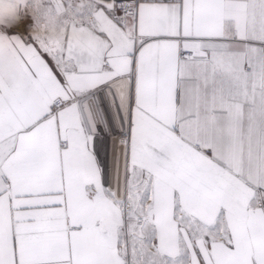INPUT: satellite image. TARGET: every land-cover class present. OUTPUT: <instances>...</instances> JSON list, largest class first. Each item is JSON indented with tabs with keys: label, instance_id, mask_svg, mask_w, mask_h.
Here are the masks:
<instances>
[{
	"label": "snow or ice",
	"instance_id": "6c2138e0",
	"mask_svg": "<svg viewBox=\"0 0 264 264\" xmlns=\"http://www.w3.org/2000/svg\"><path fill=\"white\" fill-rule=\"evenodd\" d=\"M0 264H264V0H0Z\"/></svg>",
	"mask_w": 264,
	"mask_h": 264
},
{
	"label": "crops",
	"instance_id": "0c3cea01",
	"mask_svg": "<svg viewBox=\"0 0 264 264\" xmlns=\"http://www.w3.org/2000/svg\"><path fill=\"white\" fill-rule=\"evenodd\" d=\"M110 143V142H109Z\"/></svg>",
	"mask_w": 264,
	"mask_h": 264
}]
</instances>
